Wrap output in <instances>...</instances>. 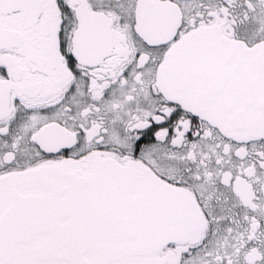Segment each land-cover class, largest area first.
I'll return each instance as SVG.
<instances>
[{
  "label": "snow or ice",
  "instance_id": "snow-or-ice-1",
  "mask_svg": "<svg viewBox=\"0 0 264 264\" xmlns=\"http://www.w3.org/2000/svg\"><path fill=\"white\" fill-rule=\"evenodd\" d=\"M0 264H264V0H0Z\"/></svg>",
  "mask_w": 264,
  "mask_h": 264
}]
</instances>
